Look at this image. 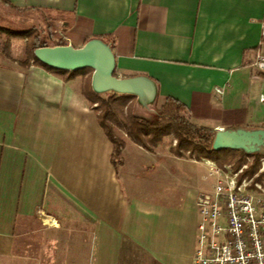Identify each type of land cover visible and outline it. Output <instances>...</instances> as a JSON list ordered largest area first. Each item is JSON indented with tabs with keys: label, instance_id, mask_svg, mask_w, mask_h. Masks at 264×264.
I'll return each instance as SVG.
<instances>
[{
	"label": "crops",
	"instance_id": "crops-1",
	"mask_svg": "<svg viewBox=\"0 0 264 264\" xmlns=\"http://www.w3.org/2000/svg\"><path fill=\"white\" fill-rule=\"evenodd\" d=\"M1 1L70 17L73 48L115 38L118 78L153 123L172 97L200 126L264 130V0ZM13 42L0 50V264H192L202 161L127 139L115 167L78 76L22 67Z\"/></svg>",
	"mask_w": 264,
	"mask_h": 264
},
{
	"label": "trees",
	"instance_id": "trees-1",
	"mask_svg": "<svg viewBox=\"0 0 264 264\" xmlns=\"http://www.w3.org/2000/svg\"><path fill=\"white\" fill-rule=\"evenodd\" d=\"M1 2L10 5L5 1ZM3 34H6L10 38L6 42L5 49H3L7 57H10L11 39L26 40V57L20 62L22 67L29 68L31 64H35L67 80L77 76L84 77L81 89L82 95L97 112L99 124L113 144L112 162L115 167L119 165L122 151L128 141L127 139H130L148 151H153L166 138L172 137L176 140V144L171 149V152L176 156L184 157L187 154H191L197 159L207 158L213 160L221 166L224 164L219 160L218 154L222 153L231 157V161L238 159V168L246 163L248 157H254L255 162L251 167V172L255 173L259 169V160L263 156L260 151L213 150V142L217 130L196 124L190 108L175 98L166 97L163 99V104L158 111L157 122L153 123L145 117L139 116L141 112L138 111L136 104L134 106V101L137 100L138 103L137 96L130 93L132 91V84L129 81L118 78L116 61H114L111 74L114 85L109 88L111 89L110 94L103 97L100 92L101 90L94 84V76L87 75L89 72L94 71L93 69L86 68L81 71L70 72L59 71L43 64L36 58L34 54L35 50L61 45H51L49 43V40L53 37L52 33L46 36L38 30L15 32L0 27V36ZM95 40L115 58V38L106 35ZM114 126L120 128L123 133H116Z\"/></svg>",
	"mask_w": 264,
	"mask_h": 264
},
{
	"label": "built area",
	"instance_id": "built-area-1",
	"mask_svg": "<svg viewBox=\"0 0 264 264\" xmlns=\"http://www.w3.org/2000/svg\"><path fill=\"white\" fill-rule=\"evenodd\" d=\"M61 45L72 46V41L64 37ZM253 66L264 71L260 51ZM217 93L224 91L218 88ZM201 161L206 186L197 197V245L192 264H264V157L255 173L251 172L254 157H248L239 168L238 160L224 166L210 159Z\"/></svg>",
	"mask_w": 264,
	"mask_h": 264
},
{
	"label": "water",
	"instance_id": "water-1",
	"mask_svg": "<svg viewBox=\"0 0 264 264\" xmlns=\"http://www.w3.org/2000/svg\"><path fill=\"white\" fill-rule=\"evenodd\" d=\"M36 58L43 64L59 71L94 70V84L101 89L114 85L112 70L114 56L106 51L96 40L83 48L59 45L35 50ZM264 145V130L224 129L218 130L213 142V150L226 149L255 151Z\"/></svg>",
	"mask_w": 264,
	"mask_h": 264
},
{
	"label": "rangeland",
	"instance_id": "rangeland-1",
	"mask_svg": "<svg viewBox=\"0 0 264 264\" xmlns=\"http://www.w3.org/2000/svg\"><path fill=\"white\" fill-rule=\"evenodd\" d=\"M0 27L8 29L10 31H15V32L29 31V30L37 31L38 30V31L43 32L46 36L52 33L53 37L52 39L49 40V43L51 45L62 44L64 37L77 39L80 35L76 30L72 28L70 17H66L62 15H44L41 13H30V14L29 13H19L13 10L12 8H8L2 4H0ZM9 39L10 38L6 34H3L0 36V50L5 49L6 42ZM13 43H14L15 53L18 55H25L26 40L14 39ZM10 48H11V44H10ZM87 75L94 76V71L89 72ZM77 78H78V81H80L78 82L79 88H81L80 86L82 85L84 77L78 76ZM110 91L111 89L107 88V89H101L100 92L103 97H106L110 94ZM140 97L138 98V103H137V100L134 101V106H136L135 104H139V103L141 104V106L137 108L138 111L141 112L139 113L140 114L139 116H142V117L151 116V113H150L151 108L149 106L144 107V105L147 104L148 100H146L144 96H140ZM159 109L160 107L156 108V112H158ZM115 128H116V133L122 132L120 128L114 126V130ZM255 130H259V129H255ZM160 145L161 146L159 147L158 150L163 151V152H169L174 147V141L172 138H166L165 141ZM257 151H260L263 154L262 157H264V145L257 148ZM218 158L224 165L233 163L236 161V160L231 161V157L225 154H222V153L218 154ZM204 159H207V158L197 159V160L201 161ZM166 164L167 166L170 165L168 161ZM224 165H221V166H224ZM189 166L190 164L186 162L182 164L183 168H189ZM198 169L200 171H203V173H205L204 164L200 163V165L198 166Z\"/></svg>",
	"mask_w": 264,
	"mask_h": 264
}]
</instances>
